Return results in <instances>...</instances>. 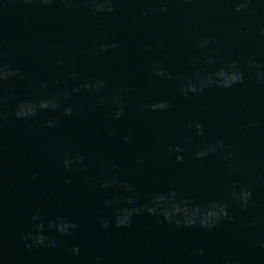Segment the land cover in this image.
<instances>
[{"label":"water","instance_id":"95a60500","mask_svg":"<svg viewBox=\"0 0 264 264\" xmlns=\"http://www.w3.org/2000/svg\"><path fill=\"white\" fill-rule=\"evenodd\" d=\"M0 264H264V0H0Z\"/></svg>","mask_w":264,"mask_h":264},{"label":"clouds","instance_id":"9594fccd","mask_svg":"<svg viewBox=\"0 0 264 264\" xmlns=\"http://www.w3.org/2000/svg\"><path fill=\"white\" fill-rule=\"evenodd\" d=\"M45 106H46V105H45ZM20 114H21V113H20ZM209 226H211V225H209ZM39 240L42 241V240H43V237H39Z\"/></svg>","mask_w":264,"mask_h":264}]
</instances>
